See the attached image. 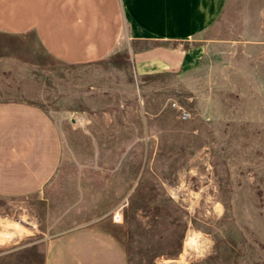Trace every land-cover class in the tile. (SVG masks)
Here are the masks:
<instances>
[{"label": "rangeland", "instance_id": "374dc122", "mask_svg": "<svg viewBox=\"0 0 264 264\" xmlns=\"http://www.w3.org/2000/svg\"><path fill=\"white\" fill-rule=\"evenodd\" d=\"M32 47L0 61V100L45 111L61 158L42 193L0 198V264H46L84 227L128 264H264V0H228L189 41L147 43L145 70L124 49L70 65Z\"/></svg>", "mask_w": 264, "mask_h": 264}, {"label": "crops", "instance_id": "0c3cea01", "mask_svg": "<svg viewBox=\"0 0 264 264\" xmlns=\"http://www.w3.org/2000/svg\"><path fill=\"white\" fill-rule=\"evenodd\" d=\"M228 0H0V61L35 54L83 65L124 49L138 69L150 42H186L205 33ZM22 47L24 52L22 54ZM61 158L58 128L40 107L0 100V198L42 193ZM46 264H128L118 241L98 228H77L56 238Z\"/></svg>", "mask_w": 264, "mask_h": 264}, {"label": "built area", "instance_id": "2783aa9c", "mask_svg": "<svg viewBox=\"0 0 264 264\" xmlns=\"http://www.w3.org/2000/svg\"><path fill=\"white\" fill-rule=\"evenodd\" d=\"M181 117L186 120L189 117V113L184 112Z\"/></svg>", "mask_w": 264, "mask_h": 264}, {"label": "trees", "instance_id": "16d2710c", "mask_svg": "<svg viewBox=\"0 0 264 264\" xmlns=\"http://www.w3.org/2000/svg\"><path fill=\"white\" fill-rule=\"evenodd\" d=\"M108 59V58H107ZM106 60V59H105ZM103 61V60H102Z\"/></svg>", "mask_w": 264, "mask_h": 264}]
</instances>
